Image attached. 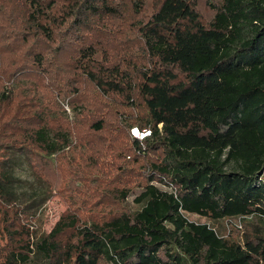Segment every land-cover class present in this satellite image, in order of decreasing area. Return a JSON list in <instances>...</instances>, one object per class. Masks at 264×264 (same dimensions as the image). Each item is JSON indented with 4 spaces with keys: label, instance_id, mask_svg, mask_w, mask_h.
Wrapping results in <instances>:
<instances>
[{
    "label": "trees",
    "instance_id": "1",
    "mask_svg": "<svg viewBox=\"0 0 264 264\" xmlns=\"http://www.w3.org/2000/svg\"><path fill=\"white\" fill-rule=\"evenodd\" d=\"M16 152L68 206L35 240ZM0 230V264H264V0H0Z\"/></svg>",
    "mask_w": 264,
    "mask_h": 264
},
{
    "label": "rangeland",
    "instance_id": "2",
    "mask_svg": "<svg viewBox=\"0 0 264 264\" xmlns=\"http://www.w3.org/2000/svg\"><path fill=\"white\" fill-rule=\"evenodd\" d=\"M17 83L12 85L11 88L15 89ZM67 116L70 120L74 119L73 111L66 105ZM11 161V166L14 174L18 180L16 184L17 197L19 198L18 205H21L25 218L23 222L30 229L33 240L35 234H49L57 222L60 220L63 213L68 210V206L61 198L58 191L50 188V184L41 179L32 169L29 155L25 153H15ZM77 186L82 184L77 182ZM142 190L137 189L130 196L127 206L131 211H137L139 206L135 203V198L141 193ZM189 219L198 223H204L205 219L196 215H190ZM238 228L241 230L242 225L239 223ZM6 238L0 230V244L6 243ZM65 264H86L84 260L71 249L66 250Z\"/></svg>",
    "mask_w": 264,
    "mask_h": 264
},
{
    "label": "built area",
    "instance_id": "3",
    "mask_svg": "<svg viewBox=\"0 0 264 264\" xmlns=\"http://www.w3.org/2000/svg\"><path fill=\"white\" fill-rule=\"evenodd\" d=\"M131 133H132V136L136 139H139V140H144L148 137L151 136L152 132L150 130H144V131H141L140 129L138 128H133L131 130Z\"/></svg>",
    "mask_w": 264,
    "mask_h": 264
}]
</instances>
